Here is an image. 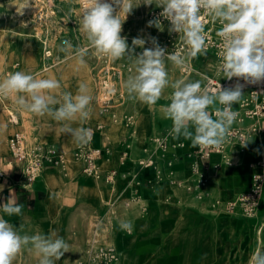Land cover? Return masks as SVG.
Returning a JSON list of instances; mask_svg holds the SVG:
<instances>
[{
  "label": "crops",
  "instance_id": "obj_1",
  "mask_svg": "<svg viewBox=\"0 0 264 264\" xmlns=\"http://www.w3.org/2000/svg\"><path fill=\"white\" fill-rule=\"evenodd\" d=\"M167 34L175 42L178 40L170 33ZM5 35L6 43L12 42L13 37L9 34ZM156 35L157 33H154L152 37L156 38ZM128 44L131 46V43ZM13 49L7 60L10 64L13 62ZM210 58L208 54L205 62H209L208 65L211 68L209 71L213 75L216 62L211 61ZM120 61L127 62L133 68L131 61L127 59ZM202 62L191 59L187 63L196 67ZM57 66L55 70L60 68L61 78L56 76L55 71V79L60 82L62 90L76 94L79 84L84 82L92 94L94 79L91 67L86 62L80 64L73 58L68 64ZM22 71L32 74V70L27 67ZM72 74H75L74 78ZM129 75L125 73L123 86ZM178 77L176 76L172 81ZM65 82H69L72 90L63 87ZM170 90V87L164 90L161 99L152 106L131 99L127 95V98L117 107L116 113L119 117L123 113H134L136 122L133 127L126 126L120 120L117 121L119 123L112 122L108 114L99 112L97 102L92 101L90 116L83 122V126L93 130L90 144L102 149V156L98 160L99 170L104 174L112 169L116 171L114 182L111 184L103 179L97 181L93 177L79 174L82 173L81 163L75 162L71 168L74 171L73 174L68 176L61 170L53 177L55 184L58 178L60 179V185L55 187L47 183L45 174H54L56 169V166H48L38 180L33 182L31 188L25 189L22 174H20V164L6 163L9 158V148L7 152L0 151V170H2L0 186L3 188L0 191V205L5 203L11 195H14L17 202L23 205L20 216L10 217L2 212L0 215L16 225L21 234L33 235L40 232L46 234L55 230L64 237L70 248L59 261H56V264H83L90 222L94 223L98 219L108 225L105 236L120 254L118 264L246 263L248 255L242 257L239 254L240 240L237 234L243 228L247 230L251 228L252 232H256L255 220L229 219L224 216L225 213L218 211L215 216H211L201 209L193 194L182 186L171 184L165 177L161 182L155 183L154 170L139 168L136 164V160L144 155L143 148L147 146L148 138L161 133L165 127L171 125L170 120L163 118L162 107L169 103ZM5 99L8 102L14 101L13 97ZM5 109L4 106H0V128L5 124L4 132L11 138L16 131H22L27 136V128L21 123L18 107L12 110L18 115L20 123L18 126L10 123L5 117L3 112ZM7 110L5 111L9 116ZM249 123L251 120L246 119L242 122V126L247 127ZM98 124H101L100 128L97 127ZM33 125L35 129L31 130L33 138L31 143L37 142L47 147L57 145L63 150V155L69 151L76 153L79 148L70 136L60 131L61 125L50 117L47 125L51 128L45 134L41 132L40 122ZM261 125L262 131L258 135H252L246 147L242 149L234 145L228 147L230 157L228 163L221 159L220 154L211 155L209 164L205 167L207 175L210 173L207 197L235 198L236 194H241L248 188L250 175L254 169L264 173L263 120ZM73 126H80V121L73 122ZM172 141L185 142L183 148L171 149L169 154L174 158L175 178L186 180L191 176L190 158L187 153L192 152L196 147L192 146L190 140L183 137L172 139ZM105 150H108V153L103 160ZM123 151L126 152L127 157L121 161ZM232 158H234L233 164H231ZM217 162L219 165L215 167L214 164ZM256 163H262L263 166L257 165L253 168L252 164ZM59 168L61 169L60 166ZM214 171L217 173L211 174ZM134 191L140 198L136 205H130L129 201L133 199ZM125 219L131 220L134 224L130 233L119 230V221ZM260 229L264 230V223L258 225L257 230ZM253 241L255 242V239ZM13 264H39V260L33 251L24 248L16 255Z\"/></svg>",
  "mask_w": 264,
  "mask_h": 264
},
{
  "label": "clouds",
  "instance_id": "obj_2",
  "mask_svg": "<svg viewBox=\"0 0 264 264\" xmlns=\"http://www.w3.org/2000/svg\"><path fill=\"white\" fill-rule=\"evenodd\" d=\"M143 3L162 8L159 16L169 21L168 32L182 34L184 48L169 53L161 47L155 37L148 40L134 37L131 46L122 36V25L134 7ZM30 0H24L23 7H30ZM211 17L220 28L216 36L222 42L218 56L220 65L217 76L227 80L242 78L246 84L264 81V0H83L78 21V30L85 37L87 45H74L65 39L57 46V52L85 63L89 50L111 60L127 59L133 68L124 83L131 99L152 106L161 99L166 88L172 91L170 101L163 107V118L171 121L167 135L173 139L183 137L193 147L201 150L220 148L229 141L231 128L238 121L239 112L234 104L244 101L243 87L239 81L232 87L210 89L202 80H170L165 61L183 68L191 59L206 55L208 44L205 33V18ZM26 26V25H25ZM148 26L161 28L159 18L150 20ZM151 42L152 47L145 44ZM143 51L139 54L135 49ZM61 88L58 80L37 78L24 71L9 72L0 79V97H13L19 110L36 115H47L58 122L60 131L72 138L78 147H86L93 137V130L84 127L90 116L93 96L88 85L81 82L76 94L69 91L53 93ZM79 120L80 126H73ZM247 146V141L243 142ZM255 176L254 180H259ZM3 188L0 186V191ZM23 205L14 195L0 205V212L7 216L22 215ZM119 230L131 232V220H120ZM28 248L38 257L39 264H56L70 245L55 230L33 235L21 234L18 227L0 215V264H13L22 249ZM248 264H264V245L257 246Z\"/></svg>",
  "mask_w": 264,
  "mask_h": 264
},
{
  "label": "built area",
  "instance_id": "obj_3",
  "mask_svg": "<svg viewBox=\"0 0 264 264\" xmlns=\"http://www.w3.org/2000/svg\"><path fill=\"white\" fill-rule=\"evenodd\" d=\"M80 1V7L83 8V0ZM162 10L153 12L152 17L157 16L161 21V26H168L169 21L159 16ZM205 33L207 36L206 42L208 44L207 52L214 53L220 65V57L218 56L221 45L220 39L213 34L209 27L210 17L205 18ZM220 28V25L218 29ZM169 34L162 32L157 37V41L161 47L167 49L169 53L173 51L182 50L184 48L183 41L175 42L168 37ZM44 48L43 57L47 62V59L52 55L50 47ZM101 65L98 68L97 74V89H96V101L99 108L105 113H112L111 117L115 121H121L124 124L129 120V114L123 113L120 117H116L114 112H111L115 104L123 102L127 95L124 90L116 83L117 67L113 60L107 57H101ZM179 69V77L177 79H186L194 81L193 76L196 74L195 68L187 63L183 68ZM203 85L210 89L217 88L220 84L222 88H228L234 86L238 81L243 87L244 101L240 104H234L233 109L239 112V118L231 128V135L229 141L226 142L220 148H206L201 150L196 147L192 152L187 153L190 158L189 169L191 176L186 180H178L174 176V158L169 154L171 149L183 148L184 141H172V137L168 136V130L171 125L165 127L161 133L154 134L148 138V144L143 148L144 155L136 160V164L139 168H152L154 170L153 181L155 183L164 180V177L169 179V182L174 185L182 186L188 192L192 193L197 199H202L204 196H208V183L209 178L207 175L206 165L209 164V159L212 154H220L221 159L225 162L230 161L228 147L239 146L241 149L244 147L243 142L247 141L252 135H258L262 131L263 126L261 121H264V81L258 84H246L242 78L233 77L232 80L224 78H218L204 74ZM176 79V80H177ZM175 81V80H174ZM172 89L170 90L171 93ZM169 93V95H170ZM170 102V101H169ZM9 122L16 124L18 121V115L15 112H9ZM246 119H250L251 123L247 127L242 126V122ZM97 127H101L98 124ZM9 158H7V164H20V174L23 180V187L30 189L33 182L43 173L46 167V161L51 163L52 166H60L63 168V150L56 145L47 147V145L36 144L32 147L27 145L26 136L17 131L8 142ZM76 157L81 161V171L88 177L103 179L106 183L111 184L114 182L116 175L115 170H109L108 172H102L98 168V160L102 156L101 148L89 144L86 147H79L75 153ZM126 157V152L121 153V161ZM215 167L219 163L214 164ZM253 168L257 165L263 166L262 163L252 164ZM164 166V167H162ZM0 170V176L2 175ZM255 176H259V180H254ZM150 181V182H153ZM264 183V173L258 169H254L250 175V185L248 188L239 194L235 199H230L222 203L219 199H213L211 203V209L218 212H235L240 209V212L245 215H252L255 211V205L257 200L262 195ZM133 199H138L140 196L136 191L133 193ZM103 226L101 221L95 220L91 227V232L87 238V244L85 248V258L83 264H118L120 254L117 248L109 242L103 241L101 238V229Z\"/></svg>",
  "mask_w": 264,
  "mask_h": 264
},
{
  "label": "rangeland",
  "instance_id": "obj_4",
  "mask_svg": "<svg viewBox=\"0 0 264 264\" xmlns=\"http://www.w3.org/2000/svg\"><path fill=\"white\" fill-rule=\"evenodd\" d=\"M133 6H136L138 4V0H132ZM24 0H0V78L6 77V75L9 72H16V71H22L26 67L30 68L32 70V74L36 75L37 78H52L55 79V71L56 76L60 79L61 78V70H55L57 68V65H65L68 64V62L73 59L66 57L63 53L57 52V46L65 39H69L72 41L74 45H81L85 46L87 45V41L85 37L80 33L78 30V21L81 14V7H80V1L79 0H30V7H27L23 9V14L21 15L18 11L23 7ZM158 10H162V8L157 7L155 4H152L150 6H145L143 3L139 4L137 7H134L130 14L127 15L123 25H122V36H126L127 42L131 43L132 39L134 37H141L146 40H148V37H152V35L157 33L156 39L159 34H162V32H168V26H164L161 28H157L155 26H148V22L150 20L156 19L157 16H153V12H156ZM26 25V26H25ZM207 24H205L206 26ZM210 30L213 34H215L218 30V25L213 24V27L210 26ZM9 34V36H12L13 39L12 42L6 43L7 36L5 34ZM171 36H174L175 38H178L180 40L182 34L178 33H171ZM177 40V41H178ZM176 41V42H177ZM147 46L152 47L151 42H148ZM48 45L50 47L52 55L47 59L48 64L46 63L45 58L43 57L44 48L47 49ZM7 47V48H6ZM14 48V49H13ZM3 49V50H2ZM11 49H13V62L7 63L8 56L10 54ZM140 50L139 47L136 48L137 51ZM210 55L211 61L215 60L218 63L217 58L215 57L214 53H206V55L198 56L195 59H192L196 62H201L199 66L193 67L196 70L195 76H193L194 81L198 80L199 78L205 77V75L213 76L210 73L208 61L205 62V57L207 55ZM101 57L95 54L94 50H89L88 55L85 56V62L91 67V72L94 79V87H93V101H96V89H97V74H98V68L99 65H101ZM63 58H66L63 60ZM115 62V65L124 63V65L128 64L127 62L120 61L119 60H113ZM73 63V62H72ZM129 65V64H128ZM61 67V66H60ZM165 67L166 70L169 73V78L172 80L176 76L178 77L179 74V67L172 64L170 61H165ZM25 72V71H24ZM202 72L203 74H201ZM125 73L132 74V72L125 71L123 74V77L117 81L116 83L121 88V90H124L126 95V89L123 86V82L125 77ZM72 77H75V74H72ZM125 77V78H124ZM216 77V76H214ZM201 79V80H202ZM65 88L71 89V85L69 82H65V85L63 86ZM167 89V88H166ZM165 89V90H166ZM57 91V90H56ZM55 91V92H56ZM60 91H64L61 88L58 89V91L53 94H57ZM122 102H118L115 104L111 112H114L116 117H118L117 107L121 105ZM0 106H4L7 111L12 112L13 109H17V105L15 102H8L4 97H0ZM5 109V110H6ZM19 109V108H18ZM4 112L5 117L9 120L8 112ZM20 116H21V123L25 125L27 128V145L30 144V147L37 144V142H32L33 140L30 139L31 137V130L35 129L33 123H41V132L45 134L46 132H49V117L47 115L40 116L33 113H29L27 111L20 110ZM112 114V113H111ZM129 115H132L134 117V120L136 122V115L134 113H129ZM111 117V116H110ZM112 119V117H111ZM113 120V119H112ZM134 122V124H135ZM22 125V124H21ZM18 126V125H17ZM134 126V125H133ZM0 136L4 137L5 141V151L1 149V152H7L8 151V142L11 139V136H7L4 132V129L2 127L0 128ZM29 146V145H28ZM57 146V145H56ZM60 148V147H59ZM108 150H105V153L103 154V160L106 159ZM7 154V153H5ZM75 152L69 151L65 155H63L64 165L63 168H59V166H56L54 174H45L47 178H49L48 184L52 186H58L61 184L60 179L58 178L57 184H55V181L53 180L55 174H57L58 171L63 170L65 175H71L73 174L72 164L73 161H78V158L75 156ZM235 158V157H234ZM234 158L231 160V164L234 162ZM78 163H81L79 161ZM46 167L52 166L51 163H48L46 161L45 163ZM45 167V168H46ZM44 168V170H45ZM217 169V168H215ZM43 170V171H44ZM217 171H214L213 175H215ZM83 174V173H79ZM210 175V173L208 174ZM95 180L99 181L101 179L94 178ZM38 180V178H37ZM250 185V181L248 186ZM247 186V187H248ZM240 193L235 195V198ZM216 197H207L204 196L202 199H197V203L200 205L202 210L207 211L208 214L211 216L216 215V211L211 209V203L213 202V199ZM233 198V199H235ZM222 203L230 200V199H222L217 198ZM138 199H132L129 201L130 205H136L138 203ZM196 201V200H195ZM224 216H226L229 219H242V220H255L258 225L261 223H264V183H263V190L261 197L257 200L255 205V211L252 215H245L240 212V209H237V211L229 213L224 212ZM223 215V214H222ZM101 220V219H100ZM103 226L101 229V238L105 242H110L107 237L105 236L107 233V224L101 222ZM93 225V221L90 222L89 231L91 232V227ZM256 232H252L251 228L249 230L247 229H241L237 235H239L240 240V247H239V254L242 255H248L247 262L241 263V264H248L249 258L252 254V252L257 248V246L264 245V230H257ZM89 235V234H88ZM88 238V237H87ZM255 239V242L253 241ZM249 241V243H247ZM254 242V245H253Z\"/></svg>",
  "mask_w": 264,
  "mask_h": 264
},
{
  "label": "bare ground",
  "instance_id": "obj_5",
  "mask_svg": "<svg viewBox=\"0 0 264 264\" xmlns=\"http://www.w3.org/2000/svg\"><path fill=\"white\" fill-rule=\"evenodd\" d=\"M210 19H211V17H210ZM214 22L215 21H213L212 19H211V21L209 22L210 23V26L211 27H213V24H214ZM215 24H217L218 26H219V23L218 22H215ZM183 41V39H180V40H178L177 42H182ZM145 47H147V48H149V46H147V44H145ZM143 51V49L142 48H140V50H138L137 51V54H139V53H141ZM216 62V61H215ZM116 67H117V70H118V72H117V77H116V79H117V81H119L122 77H123V74H124V72L125 71H128V72H130V69H132V67L130 66V65H124V63H121V64H117L116 65ZM218 69H219V63H217L216 62V64H215V71H214V74H213V76H216V77H219V76H217V71H218ZM120 82V81H119ZM10 112V111H9ZM99 112L101 113V114H108L109 115V117L111 116V113H105V112H103L101 109H99ZM112 122H114V123H119V122H117V121H115V120H112ZM134 122H135V120H134V117L132 116V115H129V120H128V122H126L125 123V125L126 126H132L133 127V125H134ZM3 124H4V122H3ZM17 125H19L20 123H19V120L17 121V123H16ZM15 124V125H16ZM5 125V124H4ZM4 125H1V127H2V129H4ZM16 125V126H17ZM17 132V131H16ZM22 132V131H21ZM23 134H24V132H22ZM14 135V134H13ZM25 135V134H24ZM4 137H2V136H0V146H1V149L2 150H4L5 151V148H6V145H5V141H4ZM30 139H32V137H30ZM101 151H102V149H101ZM126 157H127V155H126ZM80 160L78 159V161H73V163H75V162H79ZM73 165V164H72ZM48 181H49V178H47V183H48Z\"/></svg>",
  "mask_w": 264,
  "mask_h": 264
}]
</instances>
